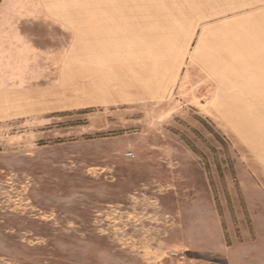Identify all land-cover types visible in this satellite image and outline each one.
<instances>
[{"label":"rangeland","instance_id":"obj_1","mask_svg":"<svg viewBox=\"0 0 264 264\" xmlns=\"http://www.w3.org/2000/svg\"><path fill=\"white\" fill-rule=\"evenodd\" d=\"M0 28L72 92L0 116V264H264V0H0Z\"/></svg>","mask_w":264,"mask_h":264},{"label":"crops","instance_id":"obj_2","mask_svg":"<svg viewBox=\"0 0 264 264\" xmlns=\"http://www.w3.org/2000/svg\"><path fill=\"white\" fill-rule=\"evenodd\" d=\"M0 37H1L0 38V116L23 117L40 112H43V114H50L51 112L54 111L72 109V92L70 86L68 85L66 88L65 82L59 83L58 87L56 84H48L47 77L45 76L43 77L42 75L40 76V73L39 72L37 73V71H40L39 67L37 66L38 67L37 68L35 65H33L34 63H38L41 64V67L43 68L45 67V64L42 63L48 64L50 62H54L55 60L53 58H51L52 60L47 58V62L46 60L42 59L40 63L38 58L32 56H27V57L20 56L17 57L18 59L13 58L12 57L13 52L9 50H4V47H2L3 44L1 43V41L3 40V34L0 33ZM26 52H29V50H27ZM6 59H10V61H5ZM7 62L10 64H16V68H14V71H18V73L21 72L22 73L21 75L24 74V70L27 69V67H30L31 69L30 72L34 74L33 77L41 78L42 81L44 82L42 83L44 84V86L40 85L39 83L38 85L35 86L34 85L22 86L21 88H18L16 90L13 88L14 86L12 85L11 87H9V85L6 84L4 85L2 83L1 78H2V74L6 73L5 63ZM11 66L13 67V65ZM10 68L11 67H9V70ZM67 70L69 71L70 68L67 67ZM61 78L64 79L66 77L63 76ZM57 89L59 90L57 91ZM85 93L86 92L81 94H85ZM112 95L113 96L110 98V97H106L102 93L100 94L96 93V97L93 99L94 102H96V104L101 103L103 105L109 104L114 99L121 100L119 99L120 96L118 95V92H115ZM90 96L93 97V95L91 94Z\"/></svg>","mask_w":264,"mask_h":264}]
</instances>
